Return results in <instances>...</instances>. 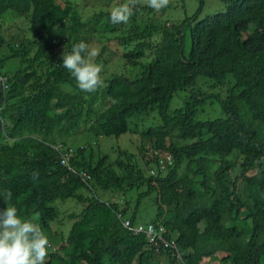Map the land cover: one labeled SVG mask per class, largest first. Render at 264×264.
I'll list each match as a JSON object with an SVG mask.
<instances>
[{
    "label": "trees",
    "instance_id": "1",
    "mask_svg": "<svg viewBox=\"0 0 264 264\" xmlns=\"http://www.w3.org/2000/svg\"><path fill=\"white\" fill-rule=\"evenodd\" d=\"M136 1L113 25L110 9L130 0H0V210L35 218L49 240L44 264H264V0H196L177 19L165 13L178 5ZM80 41L102 66L95 92L62 67ZM208 101L223 117L196 120ZM154 112L160 123L136 154L109 162L73 148L83 132L135 133L132 121ZM148 200L156 214L143 224ZM66 202L62 222L54 205Z\"/></svg>",
    "mask_w": 264,
    "mask_h": 264
},
{
    "label": "clouds",
    "instance_id": "2",
    "mask_svg": "<svg viewBox=\"0 0 264 264\" xmlns=\"http://www.w3.org/2000/svg\"><path fill=\"white\" fill-rule=\"evenodd\" d=\"M148 6L161 10L168 0H147ZM135 4L131 2L114 6L109 12L113 25L127 24L133 15ZM89 45L83 41L75 43L71 50L62 54V67L75 80L78 88L87 93L95 92L100 85L102 66L88 58L95 56ZM1 83H4L0 81ZM11 192L7 197L11 199ZM49 240L35 218H25L18 214L16 206L0 210V264H44L48 253Z\"/></svg>",
    "mask_w": 264,
    "mask_h": 264
},
{
    "label": "rangeland",
    "instance_id": "3",
    "mask_svg": "<svg viewBox=\"0 0 264 264\" xmlns=\"http://www.w3.org/2000/svg\"><path fill=\"white\" fill-rule=\"evenodd\" d=\"M208 1H211V0H208ZM136 2H140L142 5H148L147 0H139ZM80 3H83V1H80ZM168 4H172L174 6L178 5L179 13L176 11V9H173L170 12H176V14H172V16H167V14L165 13L166 19H168L169 17L170 19H177L181 15L183 17L190 16L191 13L193 12V8H196L197 1L196 0H168ZM183 4L187 8H185ZM216 5L223 9V5L219 3H216ZM184 9H187L186 14L183 13V11H185ZM217 11H218V8L214 6V4H212L210 8L207 10L205 15L207 16V13L210 15L211 14L213 15ZM18 22L19 21L14 20V22L12 23H5L2 30L4 32H14L18 26L17 25ZM189 50H190V39H187L184 51L187 54ZM116 60H117V57L114 54H112V58L110 61H112L113 63H117ZM108 63L110 62L108 61ZM198 82H206V81L198 79L197 84ZM188 93L189 92L187 90H182L176 93L170 105V111L181 108L184 105V102L186 101V99L188 98L187 96ZM220 117H223V114L221 113L218 107V104L215 103L214 105H211V102L209 101L204 106L200 107L196 114V120L198 121H205V120L215 119V118H220ZM159 123H160L159 117L157 116V113L154 112V113H151V115L145 119H141L139 121H136V120L132 121L131 127L135 133H127L118 138H115V137L95 138L93 135L83 132L80 136H78L72 141V145H73V148L79 147V145L80 146L81 145L85 146V144L91 145V147H93V149L95 150L97 156L99 155L106 156L109 158V162H113L114 160L117 159L119 151L121 152L126 151L131 154H136L138 152L137 150L142 145V143L145 147H147L148 146L147 143L146 142L144 143L141 140V135H142L141 133L145 132L146 129L148 130L149 128H154L155 126L159 125ZM106 196L107 194H105L102 197V199L107 200L108 197ZM111 198L112 197H110L108 201L113 202L114 201L113 199H116L117 203L121 201L120 200L121 197L117 195H114V198L112 199L113 201L111 200ZM126 199L127 201L131 200L129 197H126ZM148 201H149L148 203L144 202L145 208L144 210L140 212L141 213L140 222L143 224L149 223L150 220H152L156 214V209L154 205L152 204V200H148ZM134 203H135V200H132V205H134ZM70 206H74L73 203L66 202L65 205H59L56 203L54 205V207L58 208L60 211V216L58 217V219H60L62 222H65L66 216L72 213V208ZM81 209H82L81 206L76 205V207H74L73 210L76 212H79ZM70 227H71V223L67 222L66 234L68 233ZM54 228L56 229L57 225L54 226Z\"/></svg>",
    "mask_w": 264,
    "mask_h": 264
},
{
    "label": "built area",
    "instance_id": "4",
    "mask_svg": "<svg viewBox=\"0 0 264 264\" xmlns=\"http://www.w3.org/2000/svg\"><path fill=\"white\" fill-rule=\"evenodd\" d=\"M0 81L3 82V80H1L0 78ZM135 232L139 233V232H145V234L150 238V244L154 245L156 242H155V237H156V234L154 233L153 229L151 226H148L147 229L144 228L143 226H139L137 227L136 229H133ZM160 239V237H159Z\"/></svg>",
    "mask_w": 264,
    "mask_h": 264
}]
</instances>
